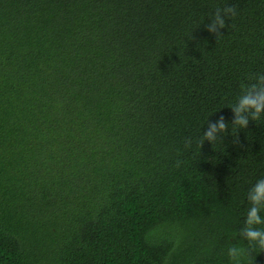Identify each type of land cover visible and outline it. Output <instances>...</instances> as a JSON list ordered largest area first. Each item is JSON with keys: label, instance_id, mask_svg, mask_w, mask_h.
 Returning a JSON list of instances; mask_svg holds the SVG:
<instances>
[{"label": "trees", "instance_id": "trees-1", "mask_svg": "<svg viewBox=\"0 0 264 264\" xmlns=\"http://www.w3.org/2000/svg\"><path fill=\"white\" fill-rule=\"evenodd\" d=\"M259 74L264 0H0V264H264V118L237 142L230 108Z\"/></svg>", "mask_w": 264, "mask_h": 264}, {"label": "clouds", "instance_id": "clouds-1", "mask_svg": "<svg viewBox=\"0 0 264 264\" xmlns=\"http://www.w3.org/2000/svg\"><path fill=\"white\" fill-rule=\"evenodd\" d=\"M237 15L235 5L217 8L210 23L206 25V30L216 36L217 40L223 35L221 29L227 27L226 20ZM253 82L241 85V93L236 102L230 107L234 118L231 122L232 129L235 130L234 141L238 142L237 133L239 129H247L250 121H258L264 118V74H259L250 78ZM229 123L223 116L215 122L207 121V130L203 132L199 140V147L202 148L205 141L212 146L218 140L224 139V134H229ZM232 135V133H231ZM233 136V135H232ZM191 146V141L187 142ZM179 165V162H177ZM250 207L244 221V227L238 233L241 240H246L249 248H259L264 252V179L258 180L248 192ZM249 254L244 247L233 244L228 249L227 255L232 264H241V258Z\"/></svg>", "mask_w": 264, "mask_h": 264}]
</instances>
